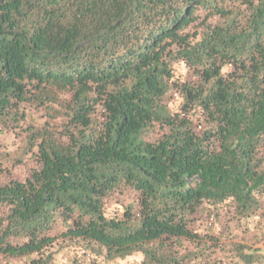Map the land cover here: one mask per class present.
I'll return each mask as SVG.
<instances>
[{"label":"trees","instance_id":"trees-1","mask_svg":"<svg viewBox=\"0 0 264 264\" xmlns=\"http://www.w3.org/2000/svg\"><path fill=\"white\" fill-rule=\"evenodd\" d=\"M0 128V264H263L264 0H0Z\"/></svg>","mask_w":264,"mask_h":264},{"label":"rangeland","instance_id":"rangeland-1","mask_svg":"<svg viewBox=\"0 0 264 264\" xmlns=\"http://www.w3.org/2000/svg\"><path fill=\"white\" fill-rule=\"evenodd\" d=\"M179 72H183L182 67L179 68ZM185 74V73H184ZM6 145V146H4ZM24 145V135L23 134H15V131H10L4 128H0V149H9L15 153H19L21 148ZM18 156V155H16ZM14 157V156H12ZM31 165V160L28 158L24 159V162H18V160H9L6 162L4 167L0 168V180H6L9 176L20 177L23 178L28 175V170ZM118 201H113L108 203V211L112 213L118 207L117 205L121 202H124L125 197L121 198L118 197ZM252 227V228H251ZM250 231H236L233 234V237H230L226 240V242L230 243H239L242 246L248 249H258L261 251L262 255L264 256V229L259 235V233H255L253 229V224L250 225ZM219 260L225 261V257L222 256L220 252H217L216 255L212 256V260ZM264 264V258H263Z\"/></svg>","mask_w":264,"mask_h":264}]
</instances>
